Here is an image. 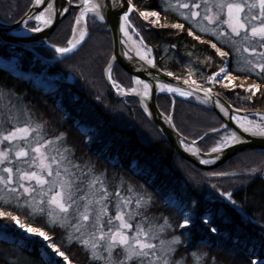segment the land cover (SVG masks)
<instances>
[{"label": "trees", "instance_id": "obj_1", "mask_svg": "<svg viewBox=\"0 0 264 264\" xmlns=\"http://www.w3.org/2000/svg\"><path fill=\"white\" fill-rule=\"evenodd\" d=\"M131 2L139 11L162 12L159 0ZM30 4L31 0H0V19L15 22L26 12ZM134 14L130 19L143 37V41L151 47L155 64L159 68L173 73L180 79L191 75L196 83L204 85L207 76L221 64V58L215 50L207 43H201L188 35L186 25L183 31L170 26L147 28L143 22L138 24L134 21ZM170 15L166 17L161 14L165 25L178 21ZM73 16L74 11L54 30L48 38L50 44L67 46ZM137 25H141L142 29L139 30ZM87 26L89 36L81 49L72 56L48 66L51 72L75 70L80 82L82 81L81 88L61 83L47 92L43 88L35 89L30 79L2 69L0 87L11 90L30 111L34 121L45 123L44 131L47 136L54 137L65 133L66 145L74 149L70 155L73 162L79 163L82 168L88 165L94 168L97 174L106 173V183L110 192H115L116 185L122 178L123 194L131 184L137 193L151 196V205L141 209L142 215L135 219L137 222L141 221L143 216H147L151 224H164L167 218L171 227L166 228L163 233L170 239L173 236L181 239L171 257L173 264L181 258H184V264H193L191 254L195 250L207 253L204 264H250L253 257H264V236L260 237L257 234L261 232V228L249 220L251 217L257 223H264V183L255 186L252 182L235 193L233 197L241 213L232 206L222 205L217 200L213 202L205 196V193H212L211 196L217 198L218 190L224 191L236 185L233 183L236 178H216L210 173L243 171L245 166L264 168V153H243L212 171L199 170L178 157L171 146L148 123L137 101H116L110 96L102 74L111 54L110 38L101 21L93 22V17H89ZM13 50L22 52L25 62L35 61L32 53L18 47H14ZM35 50L44 58L54 56L53 51L47 48L39 47ZM112 77H115L114 80L124 88L132 86L131 77L117 66L112 68ZM259 80L262 82L261 91L252 101L247 99L249 95L239 90L218 87L214 89L235 107L248 108L251 103L257 102L258 107L264 109V78ZM98 90L101 96L96 100L93 94ZM119 105L122 110L116 111L113 106ZM157 105L163 113L168 114L171 100L168 96L159 94ZM173 123L183 136L193 140L200 138L197 144L203 151L214 147L225 134V129H221L219 133L210 131L221 126L219 118L205 106L194 102L192 98H174ZM182 189L185 190L183 192L185 196L197 202L194 215L196 223L186 228L191 229V232L179 227L181 209L169 200L172 193L177 196ZM114 204L113 198L110 206L112 214ZM4 210L20 215L22 220L33 223V226L44 227L53 237L52 243L59 245L73 263L92 264L89 253L80 245L74 242L70 247L65 246L66 242L62 239L65 235L63 229L45 227L44 219L33 222L14 206L5 207ZM206 211H211L212 218L210 224L202 226L197 218ZM212 226L218 229L216 236H210ZM226 230L229 231L228 235ZM242 233L247 238H244ZM40 254L37 242L30 241L19 245L15 233L0 237V264H47L48 261ZM115 255L119 257L120 252L117 251Z\"/></svg>", "mask_w": 264, "mask_h": 264}, {"label": "snow or ice", "instance_id": "obj_2", "mask_svg": "<svg viewBox=\"0 0 264 264\" xmlns=\"http://www.w3.org/2000/svg\"><path fill=\"white\" fill-rule=\"evenodd\" d=\"M66 2L69 7L57 9L56 0H33V7L46 6L38 14L26 13L27 19L23 21L25 28L28 20L32 19L36 21V27L28 29L32 33L42 32L44 28L52 26L56 15L67 13L73 0ZM120 4L121 0H114L112 7L116 8ZM122 5L126 10L119 17V30L124 37L131 39L129 28L134 26L130 14L139 10L131 0H122ZM79 7L80 11L74 19L72 38L67 41V46H51L61 56L73 52L85 40L90 14L93 22L105 21V15L101 11L103 5L98 0H79ZM161 7L174 10L201 33L210 34L217 41H203L191 28L188 29L190 36L209 44L223 58V66L208 76V81L218 83L223 80L231 84L232 88L237 87L235 78L228 70L230 52L244 63L246 71L264 78V0H165ZM139 15L152 25L170 26L181 31L185 28L182 23L162 25L159 11L144 10L139 11ZM138 43L141 47L136 55L154 66V58L150 57L151 49L143 44V37H140ZM218 43L228 47L229 51L218 47ZM106 73L113 87L121 91L122 86L112 77L111 66L106 69ZM167 75L172 76L173 73L168 72ZM135 81L143 84V96L147 97L152 85L139 77ZM184 84L187 85L186 88L167 83H158V87L161 91L177 93L182 97L203 92V103L213 99L211 88H203L195 80H185ZM239 87L245 88V85L240 84ZM246 90L250 93L247 99H251L261 91V86L248 84ZM126 91L136 92L137 89ZM11 95V90L0 87V100ZM196 99L199 100L200 97L197 95ZM215 103L225 115L229 114V109L219 100ZM240 111L237 109L231 115L238 129L242 133L264 138V114L257 112L258 119L253 120L247 115H239ZM168 119L171 121L172 118L169 116ZM6 124L9 126L5 127ZM221 128L225 129V135L210 149L211 153H220L245 139L237 130H227L225 125H221ZM44 129L45 123L34 121L26 106L21 119V108L10 101L0 105V233H15L21 243L38 241L45 250L51 249L47 264H72L69 255L59 245L52 243L53 237L44 227L33 226V223L22 220L20 215L4 210L5 207L14 206L33 222L44 219L45 227L63 229L65 246L77 243L89 253L92 264H173L171 257L181 239L178 236H173L170 240L160 239V234L171 227L167 218L164 224L148 223L147 216H143L135 224L132 222L136 216L142 215L141 209L151 205V196L137 193L131 184L127 186L128 195L125 196L122 178L116 185L115 192H110L106 173L97 174L94 168L88 165L82 168L79 163L73 162L70 155L74 149L66 145L65 133L49 137ZM210 131L219 133L220 129L213 128ZM181 143L184 144V141L181 140ZM190 145H195V141L184 146L191 150ZM198 153L197 149L194 154ZM201 162L207 164L210 161ZM222 195L236 204L231 192H223ZM113 198L115 215L110 212ZM196 204V201H192L191 217L189 213L182 211L184 219L179 227L185 228L193 223ZM201 219L205 225L209 223L206 215ZM186 231L191 232V229ZM210 231L216 233L218 229L213 226ZM117 251L120 252L119 258L115 255ZM191 255L193 264H204L207 253L193 252ZM262 259L264 258L251 260L250 264H260ZM175 264H184V258L175 261Z\"/></svg>", "mask_w": 264, "mask_h": 264}, {"label": "water", "instance_id": "obj_3", "mask_svg": "<svg viewBox=\"0 0 264 264\" xmlns=\"http://www.w3.org/2000/svg\"><path fill=\"white\" fill-rule=\"evenodd\" d=\"M98 2L103 5L101 9L102 13L105 15V21H103V23L107 28L111 42V49H112L109 60L103 69L104 81L107 85V88L109 89L111 96L116 100H124V99L136 100L149 124L171 146L172 150L178 157L189 162L190 164H192L193 166H195L200 170L209 171L216 169L218 166L224 164L226 161L244 152H248V151L264 152V138L259 136H252L248 133H242V130L238 129L236 122L231 119V115L235 113L237 109L240 108L233 107L221 95H219L217 92L213 90H212L214 93L213 99L208 103H203V97H204L203 92L196 93L191 97H193L198 103L212 110L215 113V115L220 119L222 125H225L226 128H228L229 130H237L245 138L244 141L241 143H236L228 148H225L220 153H211L210 150L202 151L197 146V140H191L181 135L175 128L173 124V120L171 119V121H169L168 119L169 116L172 118V113H173L172 110L174 103L173 96H178V97L181 96H179L177 93L167 92L166 90L161 91L158 87V83H167V84H172L174 86H180L186 88L187 85L184 84L185 80L183 79L177 80L174 75L172 76L167 75L168 72L160 69L155 64L154 66L151 64H147L145 61L141 60L139 56L136 55V51L139 49V47H137V45L134 43L133 38L131 37V39H128L124 37L123 33L120 32L119 30V17L120 15H122V11L126 10V7L122 5V0H121V4L116 8L112 7L114 0H98ZM32 3L33 0L31 1L28 10L17 21L7 22L0 19V41H2L7 45L17 46L25 50H29L32 53H34L42 62H49V63L58 61L60 59H63L64 57H67L75 53L83 45L87 37L73 52L66 53L63 56H61V54L57 53L55 51V48L51 47V45L47 42V39L49 38L51 33L60 24V22L69 14L72 8H77L78 10L77 14L79 13L80 11L79 2L76 4H72L67 13H64L62 15L58 13L55 17L54 24L50 27L44 28L43 31L39 33H32L31 31L28 30L31 29V27H29V24H31L32 22L36 23L34 19L28 20L27 28H25V25L23 24V21L27 19L26 13L31 12L33 15L38 14V12L40 10H43V8L46 6L45 4L38 7H33ZM56 7L57 9H61L63 7H69V5L67 4L66 0H56ZM36 47L49 48L57 55V57L54 60L52 59L46 60L45 58H43L42 56H40L38 53L35 52L34 48ZM113 65H117L125 73L131 76L133 83L132 88H136L137 89L136 92H132V91L120 92L117 91L115 87H113L112 82L109 81L106 73V69L109 66H111L112 68ZM0 69L24 78V76L21 75L20 73L12 72L3 65H0ZM136 77H139L141 80H144L152 85L149 95L147 97L143 96V90L141 89V86H143V84H137L135 81ZM35 88L38 89L39 87H35ZM203 88H207V87H203ZM158 94L167 95L172 99L171 110L168 115L162 113L157 106L156 98ZM197 95L200 97L199 100L196 99ZM216 100H219L220 103L224 104L225 107L229 109L228 115H225L220 110L219 106L215 103ZM240 110L241 111L238 113L239 115H247L249 116V118L257 117L256 116L257 112L264 114V111L261 110H243V109ZM181 140L184 141V144L181 143ZM191 141H195V145H190L191 150L186 149L184 145L189 144ZM197 149L199 150V153L194 154ZM202 160H209L210 162L205 164L201 162ZM236 174H237L236 172H230V173H224V175H214V176L233 177ZM221 197L224 200V202L232 203L227 199V197L223 195H221Z\"/></svg>", "mask_w": 264, "mask_h": 264}, {"label": "rangeland", "instance_id": "obj_4", "mask_svg": "<svg viewBox=\"0 0 264 264\" xmlns=\"http://www.w3.org/2000/svg\"><path fill=\"white\" fill-rule=\"evenodd\" d=\"M159 2H160V4L162 5V4H164V2H165V0H159ZM173 2H175V0H173ZM162 8V7H161ZM161 14H164V16H166V17H169V14H171L170 16H173L174 18H177L176 20H178V18L180 19V20H182L183 22H185L184 24L185 25H187V26H189L192 30H193V32H195L196 34H199V36H201V37H206L207 35H209L210 36V34H201V32L199 31V29H197V28H195V27H193V25L191 24V23H189V22H186L182 17H180L174 10H171V9H162V13ZM139 15H137V12L135 11V14H134V18H136L135 20H136V23H138V24H142V21H140V18L138 17ZM162 19H163V17H162ZM161 22L163 23V21L161 20ZM137 27L139 28V30H141L142 28H141V25H137ZM157 28H161L160 26H157ZM196 29L198 30V32L196 31ZM129 31H131V28H129ZM200 32V33H199ZM131 34V33H130ZM189 35V34H188ZM206 35V36H205ZM209 36H207L206 38H209V39H207L208 41H212L213 43H216V42H214V40H212ZM131 37L134 39L133 41H134V43L140 48L141 46L139 45V41H137L138 40V38H137V36L136 35H132L131 34ZM194 38V37H193ZM210 46V45H209ZM217 46L218 47H220V48H222L224 51H226V52H228L229 50L227 49V48H225V47H221L220 46V44L218 43L217 44ZM211 48V47H210ZM94 50V49H93ZM214 50V49H213ZM216 53V52H215ZM217 54V53H216ZM4 56H7V54H4ZM219 56V55H218ZM230 57V59H229V64H228V67L229 68H231L232 70H235V71H237V72H241V73H243V74H245V75H249V76H251V75H253V76H257L256 74H250L248 71H246V67H245V65H244V63L242 62V61H240L239 59H238V57L234 54V53H231V56H229ZM221 58V57H220ZM11 60V62L13 61V60H15V58H11L10 59ZM221 64H219V67L216 69V70H219V68L220 67H222L223 66V58H221ZM11 62H8V63H11ZM6 65H10V64H6ZM10 67V66H9ZM17 73V72H16ZM66 73V76H64V78L66 79V80H71L70 82L72 83V85H74V86H76V87H80L81 88V86H82V81L80 82V79L77 77V74H76V72H75V70L74 71H72V70H69L68 72H65ZM258 77V76H257ZM25 78H28V77H25ZM35 78V77H34ZM45 78H47V77H45ZM51 79V77H48V79H46V80H50ZM113 79H115V77H113ZM186 79H191L190 78V76H187L186 77ZM242 80H244V79H242ZM212 82V81H211ZM235 82V84L238 86V84L240 83V82H238V81H234ZM33 83H34V86H37V87H40L39 85L40 84H38L37 83V81L36 82H34L33 81ZM214 83V82H213ZM219 86H221L223 89H228L227 87H230L231 86V84H228V82L227 81H223V80H221L220 82H218L217 83ZM227 84V87L225 86ZM242 84H244V85H247L246 84V81L244 80L243 81V83ZM216 84L214 83V84H211L210 86H215ZM217 86V85H216ZM97 87H98V89H100V86H98V84H97ZM246 88H247V86H245ZM220 89V88H219ZM233 89V88H232ZM123 91V89H121V91L120 92H122ZM245 91L247 92V93H249L246 89H245ZM100 91L98 90V91H94V93L95 94H93L94 95V97L96 98V100L97 99H99L100 97L99 96H101L100 95V93H99ZM246 94V93H245ZM11 102V104H13V105H15L16 107H18V108H21V119H23V108H24V104H23V102L19 99V98H17L16 96H14V95H11V96H6L4 99H2V100H0V105H5V104H7L8 102ZM114 108H115V110L116 111H121L122 109H121V107H120V105L117 107V106H113ZM9 125H5V127H8ZM87 179V178H86ZM233 183H236V184H238V183H240V180H235ZM186 187V186H185ZM184 187V188H185ZM127 191V190H126ZM125 191V192H126ZM180 191V193H183L185 190H179ZM125 192H124V195L125 196H127L126 194H125ZM184 194V193H183ZM206 195V198H208V199H210V200H217V198L216 197H213V196H211L212 195V193H205ZM177 195H179L178 193H177ZM185 195V194H184ZM210 196V197H209ZM184 197V196H183ZM171 199V198H170ZM172 200V199H171ZM187 201H189V204L191 205L190 207H192V202H190V200L188 199V198H185L184 197V202H187ZM173 202V201H172ZM133 207H134V205H133ZM191 209V208H190ZM114 214H112V215H115V211L113 212ZM181 215V223L180 224H182V222H183V219H184V217L182 216V214H180ZM137 217V216H136ZM135 217V218H136ZM140 221V220H139ZM139 221H137V222H139ZM133 224L134 223H137L136 222V219H134L133 221ZM150 222V220H148V223ZM153 224V223H152ZM145 227H147V223L145 224ZM181 228V227H180ZM187 228V226H185V229ZM165 232V231H164ZM211 235H213V234H215V233H210ZM257 234H260V236H264V231H261L260 233L259 232H257ZM208 237V236H207ZM160 239H164V240H170V238H168V237H166L165 236V233H161L160 234ZM158 242V241H157ZM51 252V249H47V250H45L44 251V253L45 254H47V256L49 255V253ZM194 252H198V251H194ZM193 253V252H192ZM116 254V253H115ZM192 256V255H191ZM117 258H119V257H117ZM193 258V257H192ZM60 260H62V258H59ZM72 264H74V263H72Z\"/></svg>", "mask_w": 264, "mask_h": 264}, {"label": "flooded vegetation", "instance_id": "obj_5", "mask_svg": "<svg viewBox=\"0 0 264 264\" xmlns=\"http://www.w3.org/2000/svg\"><path fill=\"white\" fill-rule=\"evenodd\" d=\"M193 31V30H192ZM196 31L198 32V30L196 29ZM200 33V32H199ZM202 34V33H201ZM206 36V35H205ZM209 36V35H207ZM206 36V37H207ZM212 40H215L211 35L209 36ZM220 45H222L223 47L227 48L229 50L228 47H226L225 45L219 43ZM218 55V54H217ZM231 56V52L230 55ZM230 59V57H229ZM256 96V95H255ZM253 96L251 99L249 100H253V98L255 97ZM258 103H251V105L249 106V108H256L259 109L258 107ZM260 158H262V156H258ZM254 170V171H253ZM242 174H240V177H238V180H240V183L234 185V187L228 188V189H224L225 192H234L232 193V197L235 195V193L240 190L243 189L245 186L249 185L250 183L253 182V184L255 186H260V183H264V168L261 166H256V167H246L243 169V171H241ZM234 198V197H233Z\"/></svg>", "mask_w": 264, "mask_h": 264}, {"label": "bare ground", "instance_id": "obj_6", "mask_svg": "<svg viewBox=\"0 0 264 264\" xmlns=\"http://www.w3.org/2000/svg\"><path fill=\"white\" fill-rule=\"evenodd\" d=\"M141 89L143 90V86H141Z\"/></svg>", "mask_w": 264, "mask_h": 264}]
</instances>
